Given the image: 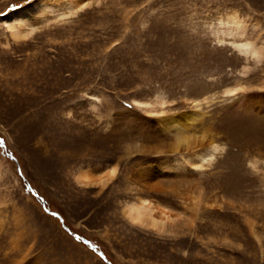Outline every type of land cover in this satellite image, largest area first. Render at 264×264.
<instances>
[{"label": "rangeland", "instance_id": "374dc122", "mask_svg": "<svg viewBox=\"0 0 264 264\" xmlns=\"http://www.w3.org/2000/svg\"><path fill=\"white\" fill-rule=\"evenodd\" d=\"M76 1L26 39L0 23V264H264V0ZM158 95L218 144L197 171L136 103Z\"/></svg>", "mask_w": 264, "mask_h": 264}, {"label": "bare ground", "instance_id": "6f19581e", "mask_svg": "<svg viewBox=\"0 0 264 264\" xmlns=\"http://www.w3.org/2000/svg\"><path fill=\"white\" fill-rule=\"evenodd\" d=\"M80 1V0H79ZM81 2L76 0H61L53 2L51 0H31L30 2L6 11L0 16V23L8 28V32L14 41L26 39L42 24L41 20H51L53 18L62 17L77 11V6ZM53 5V6H50ZM56 7V9H55ZM80 9V8H78ZM40 22V23H39ZM233 28H239V22L236 19V12H234L227 21ZM236 47L242 54L256 55V51L249 43H238ZM236 48V49H237ZM237 87L231 88L227 91L236 90ZM238 90V89H237ZM166 100L163 96L158 95L153 101L141 103L136 101L138 105L143 107L147 113H151L159 119V123L165 130H169L172 134V150L174 152H181L183 159L186 160L192 167L193 171H197L201 166L209 160L212 154L217 150L218 144L213 140L207 141L206 144L202 142L204 135H196L189 130V127L195 121L197 113L195 111H188L178 113L177 115H164L162 108ZM135 103V102H134ZM211 139V138H210ZM200 140V141H199ZM116 167L112 166L107 171L108 176L103 179L112 177L115 174ZM106 172V171H105ZM104 172V173H105ZM102 175L96 169L89 167L81 168L76 175V180L81 185H92L98 180H102ZM157 204V203H156ZM159 206V205H158ZM162 207V206H161ZM158 209L150 199L146 197H138L137 199L127 203L124 207V215L129 222L141 227L149 228L150 230L161 232L164 229L165 223L170 219L167 210Z\"/></svg>", "mask_w": 264, "mask_h": 264}]
</instances>
